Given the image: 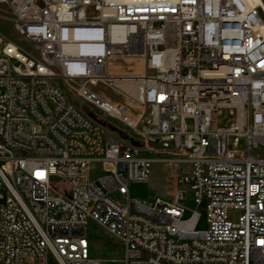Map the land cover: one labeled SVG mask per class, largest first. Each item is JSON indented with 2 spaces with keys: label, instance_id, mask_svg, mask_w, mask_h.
<instances>
[{
  "label": "built area",
  "instance_id": "built-area-1",
  "mask_svg": "<svg viewBox=\"0 0 264 264\" xmlns=\"http://www.w3.org/2000/svg\"><path fill=\"white\" fill-rule=\"evenodd\" d=\"M0 1L37 52L0 33V264H101L88 220L123 264H264L260 4L23 0L21 14ZM139 57L140 72L113 64ZM54 79L77 81L90 109ZM153 171L166 197L132 200Z\"/></svg>",
  "mask_w": 264,
  "mask_h": 264
},
{
  "label": "rangeland",
  "instance_id": "rangeland-1",
  "mask_svg": "<svg viewBox=\"0 0 264 264\" xmlns=\"http://www.w3.org/2000/svg\"><path fill=\"white\" fill-rule=\"evenodd\" d=\"M262 2L264 4V0H262ZM9 17H11V11H9L8 3L0 1V33L6 39L18 44L26 52L32 54L33 57H36L37 52L35 45L18 35V33L12 27ZM128 60L124 62L122 61V59H118L114 61L113 64H121L122 68L117 69L120 71H127L131 69L134 72H140L142 70V62L138 58H135L131 62ZM53 82L63 90L68 100L74 107L81 109L89 108L83 103L82 99L76 95L74 89L72 88L78 85L77 81H72L68 84L60 79H54ZM92 89L104 96H113L112 91L103 86L101 83L93 85ZM109 121L123 128V125L117 120L109 119ZM240 145H243V140H240ZM213 150L214 148L211 146L210 151L213 152ZM90 169L91 176L101 173L99 165H91ZM168 190L169 187L165 176L157 171H153L152 173H150L146 182L129 184L130 198L132 200H140L147 204L152 203L156 197L165 198ZM182 202L189 208H195V205L191 198V192L189 190L187 191L186 198L183 199ZM130 210L131 212L135 211L133 203H131L130 205ZM204 227L205 222L203 216L201 217L197 228L202 229ZM87 228L89 236L90 255L94 258L99 259L101 264H123L122 257L124 254V248L122 243L117 238L109 234L103 227L95 223L93 220H88Z\"/></svg>",
  "mask_w": 264,
  "mask_h": 264
},
{
  "label": "bare ground",
  "instance_id": "bare-ground-1",
  "mask_svg": "<svg viewBox=\"0 0 264 264\" xmlns=\"http://www.w3.org/2000/svg\"><path fill=\"white\" fill-rule=\"evenodd\" d=\"M169 3H183V0H168ZM245 2L246 5L248 6H255L260 4L263 9H264V4L262 2V0H243ZM18 13L23 14L25 12V10H27L26 6L24 5V1L23 0H14L13 1ZM128 59V58H127ZM141 62H142V57L138 58Z\"/></svg>",
  "mask_w": 264,
  "mask_h": 264
}]
</instances>
